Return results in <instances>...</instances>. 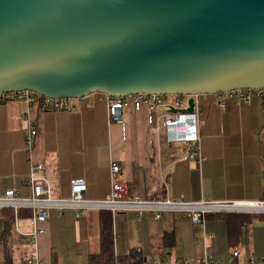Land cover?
<instances>
[{
    "label": "crops",
    "instance_id": "0c3cea01",
    "mask_svg": "<svg viewBox=\"0 0 264 264\" xmlns=\"http://www.w3.org/2000/svg\"><path fill=\"white\" fill-rule=\"evenodd\" d=\"M222 101L223 108L209 94L199 97L201 161L172 159L162 134L157 146L154 114L146 108L125 110L123 122H112L102 93L79 98L73 110L38 111L17 100L0 103V191L10 188L27 196L24 179L30 164L38 162L46 168L54 197H67L71 180L81 178L87 200L103 199L115 181L149 199L168 195L188 202L264 200V95L249 103L225 95ZM25 115L38 127L29 157L24 151ZM112 162L120 168L117 174L111 172ZM161 175L169 182L166 191ZM3 220L0 214V264H27L33 252L40 264H90L89 257L100 252L103 221L110 222L116 260L134 250L139 264L145 257L174 261L206 255L226 263L234 247L238 263L264 257V214L209 213L203 225H196L177 212L156 219L151 211L112 214L89 208L76 220L73 209L63 214L52 209L40 224L44 232L32 245L15 230L31 228V214L23 209L16 218L13 214L5 236L7 250Z\"/></svg>",
    "mask_w": 264,
    "mask_h": 264
},
{
    "label": "water",
    "instance_id": "95a60500",
    "mask_svg": "<svg viewBox=\"0 0 264 264\" xmlns=\"http://www.w3.org/2000/svg\"><path fill=\"white\" fill-rule=\"evenodd\" d=\"M20 89H264V0H0V91Z\"/></svg>",
    "mask_w": 264,
    "mask_h": 264
},
{
    "label": "built area",
    "instance_id": "2783aa9c",
    "mask_svg": "<svg viewBox=\"0 0 264 264\" xmlns=\"http://www.w3.org/2000/svg\"><path fill=\"white\" fill-rule=\"evenodd\" d=\"M213 102L224 107L222 96H232L243 103H249L253 97L264 95V89H236L226 92L209 94ZM199 95L183 94H147L135 93L119 97L107 96L108 116L112 122H123V112L126 110H139L146 108L154 114L153 130L157 146L160 144V135L163 142L170 150L172 159L187 158L201 161L204 156L200 150V132L198 124ZM193 99V109L188 110L189 99ZM79 98L56 97L50 98L27 89L0 91V103L9 101H21L27 109L36 108L38 111L73 110L75 101ZM24 127V151L27 157L33 150L35 138L38 133L36 123L27 115L23 116ZM159 150V148H157ZM157 155H158V152ZM111 172L117 174L119 166L112 162ZM161 181L165 191L168 189V180L161 175ZM30 193L27 196L20 195L16 190L6 188L0 191V214L4 208H10L16 218L18 211L28 210L31 214V228L28 232H21L15 227L19 237L27 239L32 245L44 232L40 225L44 222L50 210H56L63 214L66 209H73L76 220L80 219L85 210L97 208L108 210L112 214L127 210L139 212L151 211L154 218L160 219L169 212H177L196 225H203L206 215L209 213H260L264 214V200L250 202L223 201L212 202L201 200L188 202L183 198H143L131 185L122 181H115L110 191L101 200H87L84 197L86 183L81 178H74L70 182L67 197H54L51 184L44 164L33 162L30 164L28 175L24 179ZM238 248L231 250L230 257L224 263L220 258L204 256L202 258H176L174 261H160L157 258L145 257L141 264H264V257L249 258L243 263H238ZM27 264H40L39 258L33 252L26 260ZM121 264V263H116Z\"/></svg>",
    "mask_w": 264,
    "mask_h": 264
},
{
    "label": "trees",
    "instance_id": "16d2710c",
    "mask_svg": "<svg viewBox=\"0 0 264 264\" xmlns=\"http://www.w3.org/2000/svg\"><path fill=\"white\" fill-rule=\"evenodd\" d=\"M22 211V210H20ZM19 212V211H18ZM18 214V213H17ZM250 214V213H249ZM260 215V213H251V216ZM1 217H4L3 220V250H7L8 247L6 245V239L10 226L12 225L13 221V211L10 208H4L1 210ZM6 234V235H5ZM90 264H139L140 262V255L138 251H131V253L123 258L116 260L113 255V241H112V232H111V225L109 221L102 222L100 228V252L97 255H92L89 257Z\"/></svg>",
    "mask_w": 264,
    "mask_h": 264
},
{
    "label": "rangeland",
    "instance_id": "374dc122",
    "mask_svg": "<svg viewBox=\"0 0 264 264\" xmlns=\"http://www.w3.org/2000/svg\"><path fill=\"white\" fill-rule=\"evenodd\" d=\"M200 96H202V94H200V95L198 96V98H199Z\"/></svg>",
    "mask_w": 264,
    "mask_h": 264
}]
</instances>
